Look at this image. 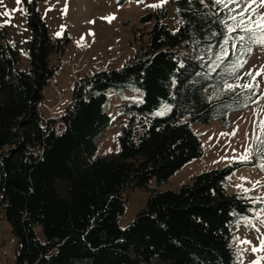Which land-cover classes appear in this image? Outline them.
Wrapping results in <instances>:
<instances>
[{
    "label": "trees",
    "instance_id": "trees-1",
    "mask_svg": "<svg viewBox=\"0 0 264 264\" xmlns=\"http://www.w3.org/2000/svg\"><path fill=\"white\" fill-rule=\"evenodd\" d=\"M24 5L28 62L0 40V207L16 240L14 264H236L233 227L259 207L229 189L228 177L246 164L201 172L177 189L151 183L162 185L203 157L193 124L220 120L229 127L231 113L259 97L243 70L256 43L238 39L249 34L214 0H170L148 10L142 21L153 25L139 51L120 68L76 81L59 132L39 110L55 77L51 56L61 58L71 39L50 34L37 0ZM130 87L141 99L119 105L118 152L101 156L115 120L111 92ZM251 147L247 164L254 166L262 157L256 137ZM135 187L149 198L121 227Z\"/></svg>",
    "mask_w": 264,
    "mask_h": 264
},
{
    "label": "rangeland",
    "instance_id": "rangeland-1",
    "mask_svg": "<svg viewBox=\"0 0 264 264\" xmlns=\"http://www.w3.org/2000/svg\"><path fill=\"white\" fill-rule=\"evenodd\" d=\"M42 17L45 19L49 32L53 36L68 35L71 42L61 58L51 56L50 63L56 67L55 76L60 82L59 90L64 95V103L59 109L66 107L70 101V93L76 81L85 75L99 70L120 68L132 59L147 39V31L153 21L144 22L142 17L148 10H153L170 0H37ZM156 5V6H153ZM264 13V7L253 5ZM17 9H19L17 11ZM171 27H178L174 15ZM0 40L15 46L25 63L28 62L27 40L30 29L26 20L24 0H2L0 13ZM114 17L110 21L104 19ZM94 21V23H91ZM59 33V35H58ZM94 33V35H92ZM264 45L256 44L251 48L244 63L243 70L251 73L260 92V99L242 111H234L229 117V127L222 121L193 124L194 131L201 138L205 153L203 157L194 159L173 174L170 179L151 186L157 190L180 188L186 182L204 171L244 163L228 177L230 191L237 192L259 204L253 216L239 222L233 227V245L237 249L236 264H264V250L253 252V247L260 248L264 241V158L257 165H248L253 160L252 140L259 136V123L264 121ZM259 73V74H258ZM141 94L134 88L123 92H111L109 111L114 120L113 125L105 132L101 141L100 155H112L118 152V132L123 120L119 105L124 99H137ZM141 99V98H140ZM59 100L54 88L45 89V102L40 107L41 115L48 119L52 108ZM260 104V105H257ZM162 109L160 112L165 111ZM245 154L248 159H244ZM127 206L119 224L127 226L145 207L149 192L135 187L127 192ZM251 241V243H247ZM16 240L10 226L3 219L0 207V264H14Z\"/></svg>",
    "mask_w": 264,
    "mask_h": 264
},
{
    "label": "snow or ice",
    "instance_id": "snow-or-ice-1",
    "mask_svg": "<svg viewBox=\"0 0 264 264\" xmlns=\"http://www.w3.org/2000/svg\"><path fill=\"white\" fill-rule=\"evenodd\" d=\"M22 0H17V3H21ZM0 3H2V0H0ZM214 3L218 5H222L224 8L228 9L229 12V19L233 21H237L235 27H240L245 33H248L249 35L247 37L245 36H239L238 39L243 42L246 38L256 44H262L264 45V13H261L257 10V8H254L253 5H259L260 7H264V0H214ZM232 5V7H230ZM156 6V5H153ZM240 8L239 12H236V9ZM19 9H17L18 11ZM248 12H252L256 16V20H253L251 16L247 17V20L245 18V14ZM0 15L8 16L10 15L9 12H3L0 13ZM239 19L237 20V18ZM114 17H107L104 19H108L109 21L113 19ZM91 23H94V21H91ZM234 27L230 26L229 31H233ZM59 35V33H58ZM94 35V33H92ZM251 51V49H248ZM264 72V69L261 70ZM259 74V73H258ZM248 75H252L251 73H248ZM251 85H243L242 87H250ZM226 87L229 90H232L234 88V85L227 84ZM259 130H260V136L256 137V151H258L262 158H264V147H260V145H264V139L261 137H264V121H261L259 123ZM244 159H248V155L245 154L243 157ZM261 167H264V164H261ZM247 243H251V241H247ZM264 250V241L261 243V247L255 248L253 247L252 251H262ZM261 259H264L262 257ZM254 264H259V261L254 262Z\"/></svg>",
    "mask_w": 264,
    "mask_h": 264
},
{
    "label": "built area",
    "instance_id": "built-area-1",
    "mask_svg": "<svg viewBox=\"0 0 264 264\" xmlns=\"http://www.w3.org/2000/svg\"><path fill=\"white\" fill-rule=\"evenodd\" d=\"M59 84L60 82L56 78H52L50 81V86L54 88L59 96L58 102L50 108L51 117L55 122V127L59 132H62L65 128L64 123L62 122V113L64 111V108L61 110L59 109V106L64 103V95L62 91L59 90ZM260 97L257 98L255 104L259 101ZM260 105V104H257ZM264 106V103H262Z\"/></svg>",
    "mask_w": 264,
    "mask_h": 264
},
{
    "label": "crops",
    "instance_id": "crops-1",
    "mask_svg": "<svg viewBox=\"0 0 264 264\" xmlns=\"http://www.w3.org/2000/svg\"><path fill=\"white\" fill-rule=\"evenodd\" d=\"M55 78H56V76H55ZM57 79V78H56ZM58 80V79H57Z\"/></svg>",
    "mask_w": 264,
    "mask_h": 264
},
{
    "label": "clouds",
    "instance_id": "clouds-1",
    "mask_svg": "<svg viewBox=\"0 0 264 264\" xmlns=\"http://www.w3.org/2000/svg\"><path fill=\"white\" fill-rule=\"evenodd\" d=\"M54 78V77H53ZM65 108V107H64Z\"/></svg>",
    "mask_w": 264,
    "mask_h": 264
},
{
    "label": "bare ground",
    "instance_id": "bare-ground-1",
    "mask_svg": "<svg viewBox=\"0 0 264 264\" xmlns=\"http://www.w3.org/2000/svg\"><path fill=\"white\" fill-rule=\"evenodd\" d=\"M60 85V84H59Z\"/></svg>",
    "mask_w": 264,
    "mask_h": 264
}]
</instances>
